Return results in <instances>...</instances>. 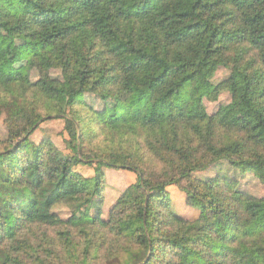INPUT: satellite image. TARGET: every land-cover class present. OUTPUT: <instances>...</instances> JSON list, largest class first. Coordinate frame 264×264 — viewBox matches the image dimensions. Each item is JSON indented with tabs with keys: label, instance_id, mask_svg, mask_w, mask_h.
I'll return each mask as SVG.
<instances>
[{
	"label": "trees",
	"instance_id": "16d2710c",
	"mask_svg": "<svg viewBox=\"0 0 264 264\" xmlns=\"http://www.w3.org/2000/svg\"><path fill=\"white\" fill-rule=\"evenodd\" d=\"M0 28L42 47L0 71V264H264V140L233 118L243 74L264 131V0H0ZM202 65L232 101L190 116L174 96ZM49 121L63 146L37 139Z\"/></svg>",
	"mask_w": 264,
	"mask_h": 264
},
{
	"label": "rangeland",
	"instance_id": "374dc122",
	"mask_svg": "<svg viewBox=\"0 0 264 264\" xmlns=\"http://www.w3.org/2000/svg\"><path fill=\"white\" fill-rule=\"evenodd\" d=\"M41 44L31 43L24 39L10 37L4 30L0 28V71L5 76H11L15 74H28L29 63L35 54L41 51ZM222 76L221 71L216 70L215 65H202L199 73V80L188 79L185 83L181 84L174 96L176 102L181 103L189 100L188 114L194 116L201 110L204 105L210 114L217 112L221 104L230 103L232 96L229 92L221 93L216 100L211 99V86L210 81L217 80ZM236 107L233 112L234 120L240 122L246 127L248 131L252 133L255 140H264V131L255 130V126L258 123L255 115L247 108L243 98L245 94V81L243 74H239L236 79ZM39 132H37V139L50 136L59 145L63 146L65 142V135H63L64 124L62 121H49L43 125ZM21 133L17 134V138ZM220 153L225 158L237 159L242 154V148L240 143H234L232 145L222 147ZM89 175L94 174V168L82 167ZM106 173L107 186L111 187H124L137 179V174L129 170H116L103 167ZM207 171L200 172L201 177L207 176ZM251 191L258 195H264V188L257 182H252L250 185ZM168 192L171 196L172 203L178 205L182 213H185L190 218H195L197 212L192 209L182 210V197L183 194L175 186L168 188ZM104 209V208H103ZM109 209V208H108ZM105 210V209H104ZM104 213V212H103ZM104 216L105 213H104ZM258 218L264 221V205L262 206Z\"/></svg>",
	"mask_w": 264,
	"mask_h": 264
},
{
	"label": "crops",
	"instance_id": "0c3cea01",
	"mask_svg": "<svg viewBox=\"0 0 264 264\" xmlns=\"http://www.w3.org/2000/svg\"><path fill=\"white\" fill-rule=\"evenodd\" d=\"M127 186H128V185H127ZM125 187H126V186H124V187H122V188H121V187H116V188H119V189H124Z\"/></svg>",
	"mask_w": 264,
	"mask_h": 264
}]
</instances>
